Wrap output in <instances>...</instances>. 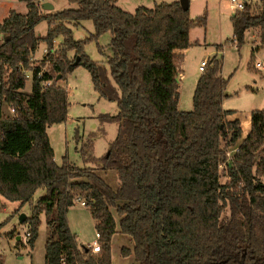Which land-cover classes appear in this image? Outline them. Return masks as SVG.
Returning <instances> with one entry per match:
<instances>
[{"label": "trees", "instance_id": "obj_1", "mask_svg": "<svg viewBox=\"0 0 264 264\" xmlns=\"http://www.w3.org/2000/svg\"><path fill=\"white\" fill-rule=\"evenodd\" d=\"M20 1L27 12L10 10L0 21V198L20 208L38 188L45 190L23 221L32 246L44 213L45 264H111L116 232L133 242L132 250H121L124 256L132 251L130 264H264V108L251 111L249 131L241 138L238 118L229 119L234 112L223 108L228 78L216 56L206 59L197 78L192 109L178 107L176 78L192 44L190 29L205 28L206 13L191 18L178 0L134 12L121 9L118 0H67L74 6L51 12L40 0ZM259 1L230 16L237 46L253 31L264 47V0ZM42 20L45 35L35 29ZM84 20L93 24L88 39L110 32L105 61L90 59L85 41L73 38L71 27ZM58 36L64 49L55 55ZM40 42L46 52L34 62ZM66 50L74 51L72 59ZM78 65L90 73L98 96L117 105L115 114L98 115L100 123L117 124L103 155L92 153L95 133L77 137V151L95 167H78L66 156L56 163L46 131L66 119L69 101L59 80ZM23 69L33 74L29 91ZM4 105L13 114H4ZM108 169L116 170L115 189L97 172ZM76 199L95 222L98 252L80 247L68 226Z\"/></svg>", "mask_w": 264, "mask_h": 264}, {"label": "rangeland", "instance_id": "obj_2", "mask_svg": "<svg viewBox=\"0 0 264 264\" xmlns=\"http://www.w3.org/2000/svg\"><path fill=\"white\" fill-rule=\"evenodd\" d=\"M176 0H118L117 5L128 12H134L137 7H154L160 3H170ZM248 3L253 9L259 0H239ZM50 2L53 9L45 12L62 10L72 7L67 0H42ZM25 14L27 7L20 0H0V21L10 10ZM235 11L230 0H190L189 15L191 18L206 13L205 28L193 26L190 29L189 38L192 43L185 50L182 61L181 88L179 90L180 101L192 109V93L196 83L199 63L205 57L216 56L221 58V75L228 78L226 92L228 97L223 100L224 108L234 111L235 118L243 124L245 135L250 128V113L255 109L264 108V47L259 44V38L253 31L245 33L244 42L237 46L233 40V28L230 20ZM36 33L45 35L48 25L42 20L36 25ZM75 40H84V52L90 59L105 61L109 53L107 44L111 39L110 32L101 34L98 39H88L93 32L91 20H84L78 26L71 27ZM2 36L0 35V43ZM62 36H58L53 42L52 52L58 55L64 49ZM222 45L221 49L217 46ZM106 50L102 54L99 47ZM47 48L44 42H40L33 54L32 61L37 62L44 56L43 49ZM67 57L72 59L73 50H66ZM260 62L261 68L255 64ZM48 65H45V68ZM195 81V82H194ZM59 85L67 91L69 106L66 119L60 123L47 126L46 131L53 148L54 161L61 164L62 157L66 156L70 163L78 167H95L91 162H85L77 151V137L84 139L92 132L95 133L92 153L97 158L105 153L110 142L117 133V124L114 122L100 123L98 115L101 113L115 114L117 105L114 101L100 98L93 89L90 73L82 65H78L70 71L64 79L59 80ZM31 82H26L25 90L29 91ZM9 107L3 106L4 114L11 115ZM189 109V110H190ZM106 182L112 187H117V173L114 169L105 171L97 170ZM225 175L221 181H225ZM45 193L43 188H38L30 202H26L19 208L18 202L7 201L0 198V264H45V242L49 228L45 223L44 213L39 215L40 224L38 234L33 245L23 240L27 224L20 222L21 214L26 217L31 214V205L40 199ZM19 209V211H17ZM118 229V216L112 211ZM67 222L70 230L75 234L78 245L91 246L96 238L95 222L88 208L80 203L79 199L73 201L67 212ZM25 220V219H24ZM19 237L20 239H18ZM123 247L132 250L133 242L130 236L116 232L112 235L110 243L111 264H130L134 257L132 251L128 255H122Z\"/></svg>", "mask_w": 264, "mask_h": 264}, {"label": "built area", "instance_id": "obj_3", "mask_svg": "<svg viewBox=\"0 0 264 264\" xmlns=\"http://www.w3.org/2000/svg\"><path fill=\"white\" fill-rule=\"evenodd\" d=\"M40 1L42 2V0H40ZM230 2L234 5L235 10H242V9L245 7V5H246L245 2H241V1H239V0H230ZM43 51H44V53H45V52H46V48H44ZM205 65H206V60H202V61L199 63V67H198L199 70L202 71L203 68L205 67ZM255 67H256V68H261V67H262V64H261L260 62H257V63L255 64ZM22 74L24 75V77L26 78L27 81H30V82H31V80H32V78H33V74H32V72H31L30 70L23 69V70H22ZM36 76H37V77H40V76H41V71L37 72ZM42 85H43L44 87L50 85V80H48V81H43V82H42ZM8 109H9V111L11 112V114H13L14 109L11 108V107H9ZM227 155L230 156V151L227 152ZM262 180L264 181V175L262 176ZM80 203H81L82 205H84V202L81 201V200H80ZM29 235H30V234H29V231L27 230V231L25 232L24 237H23V240H24L25 242H28V240H29ZM98 237H99V234L96 233V238L98 239ZM90 247H91V249H92V252H94V253H95V252H98V251L100 250V244H99L98 240L93 241V243H92V245H91Z\"/></svg>", "mask_w": 264, "mask_h": 264}, {"label": "crops", "instance_id": "obj_4", "mask_svg": "<svg viewBox=\"0 0 264 264\" xmlns=\"http://www.w3.org/2000/svg\"><path fill=\"white\" fill-rule=\"evenodd\" d=\"M13 10V9H12ZM8 14V13H7ZM7 16V15H6ZM5 16V17H6ZM185 52V51H184ZM202 60H206L205 59V57H203V59ZM201 60V61H202ZM200 61V62H201ZM182 64H181V66H180V69H181V71L183 72V70H182ZM199 70V69H198ZM201 74V71L199 70V72H197V77H196V79L199 77V75ZM182 79H183V75H182V73L180 74V75H178L177 76V81H178V83H179V90H180V88H181V82H182ZM197 81V80H196ZM195 82V81H194ZM178 107H179V109H181V110H189L190 108L188 107V105H186V104H184L183 102H181L180 101V97H179V99H178ZM223 108H224V104H223ZM225 109V108H224ZM227 110V109H226ZM234 112V111H233ZM235 116V114L233 113V114H231V115H229L228 116V118L229 119H233V118H235L234 117ZM240 125H241V131H242V133H241V138H243L244 136H245V131H243V124L240 122ZM241 140V139H240ZM235 149H236V146L232 149V151H230V152H233V151H235ZM20 239V238H19Z\"/></svg>", "mask_w": 264, "mask_h": 264}, {"label": "water", "instance_id": "obj_5", "mask_svg": "<svg viewBox=\"0 0 264 264\" xmlns=\"http://www.w3.org/2000/svg\"><path fill=\"white\" fill-rule=\"evenodd\" d=\"M178 2H179L180 6H181V8H182L183 10H187V9H188V7H189V2H188V0H178ZM42 8H43L44 10H48V11H50V10L53 9V5H52V3H50V2H43V3H42ZM78 61H79V57L76 58L74 64H77ZM59 79H60V75H58V76L56 77V80H59ZM176 79H177V78H176ZM25 218H26V216H25L24 214H21V215H20V218H19L20 222H23ZM17 238L19 239V237H17Z\"/></svg>", "mask_w": 264, "mask_h": 264}]
</instances>
